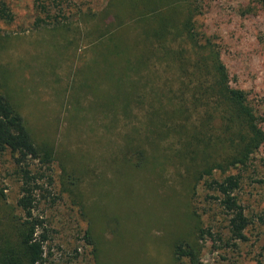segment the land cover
Here are the masks:
<instances>
[{"label":"rangeland","instance_id":"rangeland-1","mask_svg":"<svg viewBox=\"0 0 264 264\" xmlns=\"http://www.w3.org/2000/svg\"><path fill=\"white\" fill-rule=\"evenodd\" d=\"M9 1L15 20L0 23V85L35 141L56 155L54 184L42 182L38 195L37 213L52 234L44 264H177L174 242L195 240L183 169L166 161L173 139L155 142L146 127L153 103L168 99L178 85L174 69L153 62L137 76L130 73L131 80L142 78V87L128 107L124 99L134 82L124 77L116 44L138 55L142 44L138 26L127 17L129 0ZM213 2L205 17L207 28L221 38L239 86L264 111V48L255 44L264 35V18L243 17L242 0ZM115 12L127 23L114 19ZM180 41L172 40L173 46L179 48ZM128 143L151 158L160 156L150 161L155 169L150 163L131 170L123 156ZM39 168L33 162L32 169ZM17 170L10 153L0 157V191L7 209L20 216ZM43 172L51 173L45 167ZM245 177L239 198L255 220L249 241L234 252L213 250L209 239L200 264L264 262V147ZM68 179L79 185L89 221L64 192ZM200 193L193 207L219 232L227 226L225 217L206 203L203 187ZM87 231L93 245L85 239Z\"/></svg>","mask_w":264,"mask_h":264},{"label":"trees","instance_id":"trees-1","mask_svg":"<svg viewBox=\"0 0 264 264\" xmlns=\"http://www.w3.org/2000/svg\"><path fill=\"white\" fill-rule=\"evenodd\" d=\"M39 1L44 2L36 0ZM213 1L216 2L129 0L127 17L140 30L139 55L116 44L118 54L123 57L124 77L127 82H134L124 99L128 107L136 102L142 87L141 74L140 80H131L130 73L137 76L153 62L160 66L168 64L166 67L174 69L178 83L168 99L153 103L146 122L155 142L173 139L174 145L165 158L183 169L181 177L189 202L187 218L193 222L195 240L180 238L174 242L172 251L177 264H200L201 251L209 239L215 251H240L241 245L249 241L248 231L255 222L240 200L239 191L256 155L264 147V111L251 93L239 86L238 76L225 61L221 38L207 28L205 17ZM240 6L243 17L264 18V0H242ZM113 18L127 23L118 12ZM14 20L10 1L0 0V23L11 24ZM179 39L180 46L175 48L172 40ZM255 44L264 48V35ZM111 67L116 69L114 65ZM6 153L11 154L18 168L21 188L17 207L21 215L17 216L15 209H7L6 195L1 190L0 264H44L45 247L52 234L46 219L37 213L38 195L44 190L42 182L54 184L52 165L56 155L50 146L35 141L24 117L0 85V157ZM123 156L130 169L138 171L149 165L151 159L160 158L158 155L151 158L143 148L131 145ZM33 162H38L41 168L32 169ZM151 166L155 169L154 164ZM43 167L51 173L43 172ZM202 187L206 203L212 209L217 208L227 222L219 232L213 225L208 226L203 214L193 207ZM64 192L69 194L79 215L89 221L79 185L68 179ZM111 230L121 233L118 229ZM86 234L87 243L93 245L90 232ZM257 264L264 262L258 260Z\"/></svg>","mask_w":264,"mask_h":264}]
</instances>
